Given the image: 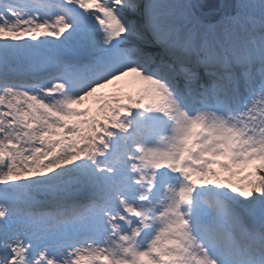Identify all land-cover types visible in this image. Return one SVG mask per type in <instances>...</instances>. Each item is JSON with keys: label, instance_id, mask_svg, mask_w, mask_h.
Masks as SVG:
<instances>
[{"label": "snow or ice", "instance_id": "6c2138e0", "mask_svg": "<svg viewBox=\"0 0 264 264\" xmlns=\"http://www.w3.org/2000/svg\"><path fill=\"white\" fill-rule=\"evenodd\" d=\"M0 0V264H264V0Z\"/></svg>", "mask_w": 264, "mask_h": 264}, {"label": "water", "instance_id": "95a60500", "mask_svg": "<svg viewBox=\"0 0 264 264\" xmlns=\"http://www.w3.org/2000/svg\"><path fill=\"white\" fill-rule=\"evenodd\" d=\"M194 2L204 5L205 11H215L224 4H234L236 0H194Z\"/></svg>", "mask_w": 264, "mask_h": 264}]
</instances>
